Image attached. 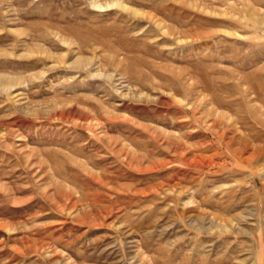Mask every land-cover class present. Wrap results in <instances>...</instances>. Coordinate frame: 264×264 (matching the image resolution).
I'll return each mask as SVG.
<instances>
[{"label":"rangeland","instance_id":"374dc122","mask_svg":"<svg viewBox=\"0 0 264 264\" xmlns=\"http://www.w3.org/2000/svg\"><path fill=\"white\" fill-rule=\"evenodd\" d=\"M0 264H264V0H0Z\"/></svg>","mask_w":264,"mask_h":264}]
</instances>
